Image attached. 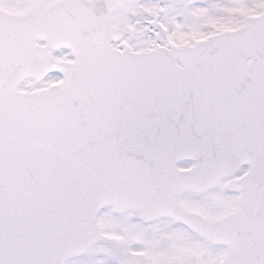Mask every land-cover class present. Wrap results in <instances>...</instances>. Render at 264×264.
<instances>
[{
	"label": "snow or ice",
	"instance_id": "obj_1",
	"mask_svg": "<svg viewBox=\"0 0 264 264\" xmlns=\"http://www.w3.org/2000/svg\"><path fill=\"white\" fill-rule=\"evenodd\" d=\"M0 264H264V0H0Z\"/></svg>",
	"mask_w": 264,
	"mask_h": 264
}]
</instances>
